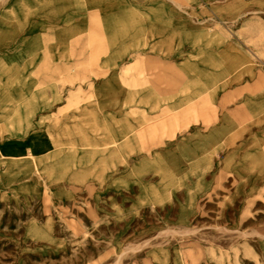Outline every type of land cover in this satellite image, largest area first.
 <instances>
[{
  "label": "rangeland",
  "instance_id": "rangeland-1",
  "mask_svg": "<svg viewBox=\"0 0 264 264\" xmlns=\"http://www.w3.org/2000/svg\"><path fill=\"white\" fill-rule=\"evenodd\" d=\"M135 1L101 0V29L130 38L139 20L145 56L185 8L188 89L148 93L143 59L122 121L79 110L97 96L70 94L78 69L48 47L58 28L4 58L21 32L0 15V145L44 149L0 163V264H264V0Z\"/></svg>",
  "mask_w": 264,
  "mask_h": 264
},
{
  "label": "crops",
  "instance_id": "crops-1",
  "mask_svg": "<svg viewBox=\"0 0 264 264\" xmlns=\"http://www.w3.org/2000/svg\"><path fill=\"white\" fill-rule=\"evenodd\" d=\"M28 1L0 0V4H3L0 6V15L5 16V30L21 32L19 40H16L19 43L20 54L13 50L14 44H5L3 56L8 57L7 47H9V52L14 53L16 57L19 56L22 62L24 55L21 53H25L24 48L28 47L26 36L28 31L54 33L58 28L57 31L63 37L58 40L52 39V44L48 47L59 49L60 54L53 57L58 58L60 63L74 65L78 69L76 82L73 87H69L70 94L74 92V95H80L79 92L89 90L97 96V102L81 105L80 111L94 112L95 117L99 119H104L108 113L107 117L110 118H105L107 120L114 117L111 113H115L117 117L115 119L122 121V113L129 110L123 103L124 97L137 96L141 92L140 82L144 79L140 77L139 70L143 59L150 68L148 78L151 81L148 83L150 90L148 93L162 96L171 94L175 89L179 90L180 94L183 91L184 96H187L188 40L185 8L179 9V23L167 19L168 22L155 24L154 31L163 34L149 41L148 50L143 56L139 38L141 30L139 20L137 23L133 22L130 38L123 36L115 40L106 34L108 30L104 31L100 27L103 23L107 29L109 28L107 14L103 15L100 11L101 0H35V18L31 20L28 18L27 10L32 3ZM135 4L139 11V0H136ZM90 5L100 8L96 11L90 10ZM2 10L3 14H1ZM43 37L42 34V39L37 38L34 46L45 47ZM83 65H90L89 70L93 75L94 73L97 75L91 76L90 84L86 82L79 87L78 76L81 75V71L86 73ZM152 66H154L153 71ZM129 69L131 72H127ZM118 113L121 117L117 116ZM123 126L118 122L110 125L111 128H115L116 133H118L117 129H122ZM84 142L98 141L87 139Z\"/></svg>",
  "mask_w": 264,
  "mask_h": 264
},
{
  "label": "bare ground",
  "instance_id": "bare-ground-1",
  "mask_svg": "<svg viewBox=\"0 0 264 264\" xmlns=\"http://www.w3.org/2000/svg\"><path fill=\"white\" fill-rule=\"evenodd\" d=\"M261 3L262 2H260V5ZM38 140L39 137L36 138L35 141L33 139H30V142L33 143L27 146L28 150H25L23 148V145L19 144V142H16L15 144L6 143L5 145H0V163L5 166V164L8 165L9 162L7 159L13 160L12 165L16 162H26L28 160H35L38 156H41L42 152L44 151L43 147H41V144L37 142ZM26 155H28V157H26Z\"/></svg>",
  "mask_w": 264,
  "mask_h": 264
}]
</instances>
